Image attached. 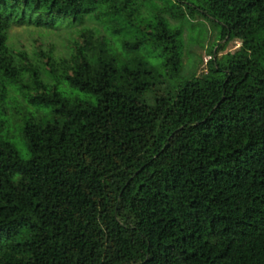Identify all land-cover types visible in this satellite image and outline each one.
Segmentation results:
<instances>
[{"label":"trees","instance_id":"16d2710c","mask_svg":"<svg viewBox=\"0 0 264 264\" xmlns=\"http://www.w3.org/2000/svg\"><path fill=\"white\" fill-rule=\"evenodd\" d=\"M194 13L240 44L185 76L167 18ZM84 16L139 36L85 28L43 65L6 43ZM23 74L49 119L23 121L25 158L0 137V264H264V0H0V98Z\"/></svg>","mask_w":264,"mask_h":264},{"label":"rangeland","instance_id":"374dc122","mask_svg":"<svg viewBox=\"0 0 264 264\" xmlns=\"http://www.w3.org/2000/svg\"><path fill=\"white\" fill-rule=\"evenodd\" d=\"M168 25L179 31L181 41L180 52V73L188 75L190 72L198 74L205 71L206 61L209 58L208 50L220 47L216 56L225 52L234 51L240 44L238 39L232 38L227 41L220 40L218 36L220 24L216 21L200 16L194 13L192 16L186 15L182 19L174 20L167 18ZM98 27L100 34L107 40L113 48H116V42L127 40L134 41L139 36L138 31L132 30L129 34L112 37L110 30L103 31L99 24L84 16L79 23L67 24L60 22L53 28H43L31 24L11 25L7 30L6 43L13 50H23L31 62L43 65L45 56L39 51L50 52L54 56H66L72 48L73 41H81V33L85 28ZM118 39V40H117ZM40 79L45 83H54L55 87L68 97H83L82 94L70 89L65 82L55 81L54 73L50 67H37ZM160 78L163 79L162 86L172 84L173 80L165 76L164 70L158 69ZM161 79V80H162ZM28 85H32L23 74L16 84H5L3 97L0 98V137L12 141L21 158L27 155L26 149L21 139V126L23 121L31 116L34 119H49L48 107H31L23 100L24 93L27 92ZM149 94H147L148 96Z\"/></svg>","mask_w":264,"mask_h":264}]
</instances>
